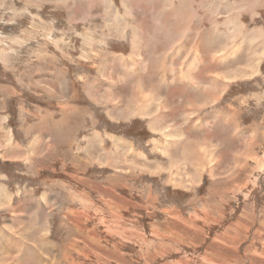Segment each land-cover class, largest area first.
I'll use <instances>...</instances> for the list:
<instances>
[{"label":"rangeland","instance_id":"1","mask_svg":"<svg viewBox=\"0 0 264 264\" xmlns=\"http://www.w3.org/2000/svg\"><path fill=\"white\" fill-rule=\"evenodd\" d=\"M186 1L0 0V264H264V0Z\"/></svg>","mask_w":264,"mask_h":264},{"label":"crops","instance_id":"2","mask_svg":"<svg viewBox=\"0 0 264 264\" xmlns=\"http://www.w3.org/2000/svg\"><path fill=\"white\" fill-rule=\"evenodd\" d=\"M260 16H261V15H260ZM260 16H259V17H260ZM259 17H257V19H258ZM261 17H264V16H261ZM253 20H254V19H253ZM253 20H251V21L246 20V21H244V22L242 21V24H243V25L248 24V28H249V29H255V27H253V26H249L250 24H254V23L252 22ZM254 22H255V21H254ZM262 22H264V20H262ZM256 29H263V27L260 26V27H257ZM132 42H133V41H131V44H132ZM102 51L105 52V54H106V53L110 54V50H109V49H108V50H102ZM260 59H261V58H260ZM248 69H249V68H248ZM246 72H247V69H246Z\"/></svg>","mask_w":264,"mask_h":264},{"label":"bare ground","instance_id":"3","mask_svg":"<svg viewBox=\"0 0 264 264\" xmlns=\"http://www.w3.org/2000/svg\"><path fill=\"white\" fill-rule=\"evenodd\" d=\"M73 1H74V0H73ZM120 1H121V0H120ZM187 1H188V0H187ZM187 1H186V2H187ZM109 2H110V1H109ZM183 2H184V1H183ZM180 5H181V4H180ZM184 5H185V4H184ZM181 6H182V5H181ZM185 6H186V5H185ZM125 8H126V7H125ZM186 9H187V8H186ZM185 11H187V10H185ZM185 11H184V12H185ZM182 15H183V14H182ZM181 23H182V22H181ZM195 24H196V22H195ZM193 26H194V25H193ZM195 27H196V26H195ZM178 28H179V26H178ZM182 29H183V28H182ZM182 29H181V30H182ZM186 30H187V29H186ZM200 31H201V30H200ZM209 32H210V31H209ZM197 33H198V32H197ZM260 33H261V32H260ZM262 33H263V32H262ZM208 34H209V33H208ZM262 35H263V34H262ZM262 35H261V36H262ZM227 39H228V38H227ZM261 39H262V37H261ZM133 43H134V42H133ZM165 58H166V57H165ZM184 77H186V76H184ZM214 78H215V77H214ZM218 80H219V79H218ZM217 85H218V84H217ZM138 87H139V86H138ZM138 87H137V89H139ZM207 88H208V87H207ZM205 92H206V91H205ZM138 93H139V92H138ZM136 95H137V93H136ZM144 95H145V94H144ZM149 97H150V96H149ZM138 98H140V96H139ZM145 98H147V97H145ZM207 99H208V98H207ZM149 101H150V100H149ZM155 102H156V101H155ZM135 104H136V103H135ZM188 104H189V103H188ZM190 104H191V103H190ZM207 104H208V103H207ZM136 105H137V104H136ZM144 105H145V104H144ZM194 106H195V105H194ZM136 108H137V107H136ZM193 108H194V107H193ZM138 110H139V109H138ZM193 142H194V141H193ZM198 143H199V142H198ZM196 145H197V144H196ZM202 149H204V147H203ZM204 150H205V149H204ZM187 152H188V151H187ZM203 152H204V151H203Z\"/></svg>","mask_w":264,"mask_h":264}]
</instances>
